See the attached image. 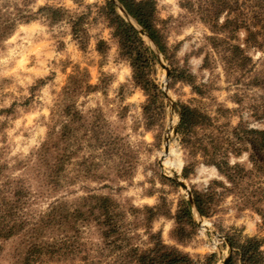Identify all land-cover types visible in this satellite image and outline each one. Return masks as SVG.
Returning <instances> with one entry per match:
<instances>
[{
	"label": "rangeland",
	"instance_id": "374dc122",
	"mask_svg": "<svg viewBox=\"0 0 264 264\" xmlns=\"http://www.w3.org/2000/svg\"><path fill=\"white\" fill-rule=\"evenodd\" d=\"M104 2L0 0L1 15L36 12L45 6L64 9L73 17L85 15L84 28L88 33L86 48L81 50L72 37L68 21L48 25L39 18L17 24L14 32L1 43L0 163L12 168L13 176L23 175L32 189H45L35 167L28 164L24 169V165L46 140L48 125L64 103V89L69 77L78 75L83 84L94 88L74 97L75 107L84 115L88 126L95 122L102 137L113 141L105 152L93 142L82 140L81 149L65 163V188L52 196L61 197L68 204L88 194L107 196L126 210L130 206L141 209L165 204L174 214L178 202L187 198L183 186L190 191L192 188L206 189L212 181H222L229 186L214 166L201 161L196 162L187 178L182 175L185 153L176 132L180 103L204 107L211 114L219 106H225L235 110L231 118L234 125L241 122L250 129H264V90L251 79L254 71L264 67V47L247 51L252 60L249 72L226 70L228 67L221 61L218 50L208 45L207 37L212 35L208 27L181 9L178 0H157V15L172 63L192 73L196 85L204 86L206 91L205 96L200 97L186 83L170 86L171 68L160 53L169 70L166 78L157 59L155 80L164 94V111L156 113L159 120L147 131L142 114L146 98L132 83L131 69L119 56L111 29L97 16L96 7ZM117 12L124 18L120 11ZM238 37L235 43L243 48L244 34L240 32ZM99 40L106 42L104 54L96 51ZM6 109L11 112L2 113ZM70 149L74 153L75 147ZM229 162L230 165L239 163L246 169L251 167L248 152L237 158L230 156ZM256 188L247 190V195L252 196L247 204L238 198V192H231L223 197L218 212L211 218L194 215L198 229L186 246L178 248L201 263L205 255L214 253V264H223L231 254L226 235L234 233L242 238L262 239L264 253V183ZM52 196L48 198V194H44L33 209L45 211ZM256 209H261L262 213ZM128 218L132 220V217ZM173 226L172 219L160 216L152 223V231L160 232L166 244L174 245L169 238ZM78 229L79 241L86 242L92 253L95 249L93 255L101 259L100 263L115 264L119 253L97 240L93 224L79 223ZM137 229L129 232L133 235L130 243L146 247L144 230L142 227ZM45 236L48 238L51 234ZM15 244L16 240L2 244L0 264H14ZM53 264H69V258Z\"/></svg>",
	"mask_w": 264,
	"mask_h": 264
},
{
	"label": "trees",
	"instance_id": "16d2710c",
	"mask_svg": "<svg viewBox=\"0 0 264 264\" xmlns=\"http://www.w3.org/2000/svg\"><path fill=\"white\" fill-rule=\"evenodd\" d=\"M120 5L148 34L157 49L170 65V81L188 84L198 96H205V87L196 85L195 77L188 70L176 67L169 55L166 37L160 27L157 15V0H118ZM181 9L194 15L208 27L211 36L207 37L211 49L220 54L226 70L248 71L252 60L247 51L264 47V0H178ZM97 16L111 29L119 56L126 60L131 69L132 83L140 89L145 102L142 104L145 130L149 131L158 122L157 112L164 111V94L155 80L157 58L144 42L139 32L117 12L112 0H105L97 6ZM43 19L48 25L68 21L72 37L79 48H86L88 33L84 28L85 15L73 17L68 11L56 7H40L36 12L0 14V45L15 30L19 23H29ZM242 32L243 48L235 41ZM106 42L99 40L96 51L104 54ZM220 50V51H219ZM222 50V51H221ZM221 52V53H219ZM252 82L264 90V67L251 74ZM40 83V81H39ZM38 83V84H39ZM94 87L83 84L78 75H71L64 89V103L59 114L48 125L46 140L31 156L24 169L35 167L37 177L45 189H32L23 175L13 176L12 168L0 163V251L2 244L16 240L14 264H53L69 258V264H102L93 255L87 243L79 241L78 225L93 224L94 234L102 244L112 247L119 253L116 264H214L216 254L204 256V262L192 258L181 251L197 231L191 205L181 199L174 214L166 205L144 206L141 209L123 207L107 196L86 195L67 201L52 195L64 187L65 163L81 149L82 140L93 142L104 148L113 140L102 137L93 122L86 123L84 115L75 107L74 97ZM204 107L186 103L179 105L177 135L185 153L182 175L187 178L196 162L214 166L229 186L222 181H212L203 190L191 189L194 205L198 213L211 218L218 212L219 203L229 193L238 192L243 204L249 203L247 190L260 187L264 183V129H250L243 123L234 125L231 118L235 110L219 106L212 114ZM10 109L2 113H9ZM264 116V114H263ZM110 142V143H109ZM75 147L74 153L70 150ZM248 152L250 169L235 163L229 158L239 157ZM199 158V160H197ZM42 186V184H41ZM246 187V191H243ZM218 188L220 190H218ZM257 189V188H256ZM246 192V193H245ZM48 194L53 200L45 211L33 209L40 198ZM261 211V209H256ZM128 216L132 217L129 221ZM160 216L173 220L169 238L174 245L166 244L160 232L152 231V223ZM264 221V216H262ZM142 227L147 238V246L139 247L130 243L133 235ZM45 234H51L46 238ZM231 254L226 264H263L262 239L228 234ZM125 242L122 245V242ZM98 250V249H97ZM102 257V255H99ZM77 258L76 260H74ZM110 264V263H105Z\"/></svg>",
	"mask_w": 264,
	"mask_h": 264
},
{
	"label": "water",
	"instance_id": "95a60500",
	"mask_svg": "<svg viewBox=\"0 0 264 264\" xmlns=\"http://www.w3.org/2000/svg\"><path fill=\"white\" fill-rule=\"evenodd\" d=\"M113 3L115 4V7L118 11H120L122 13V15L124 16L125 20L130 23L138 32L139 34L145 39V41L148 43L149 47L152 49V51L154 52L156 58L159 60L161 66L164 68L165 70V73H166V78L168 77L169 75V70H168V67L164 64V60L163 58L161 57L160 55V52L159 50L157 49L156 45L153 43V41L150 39V37L148 36V34L142 29V27L140 25L137 24V22L130 16L126 13V11L123 9V7L120 5V3L118 2V0H112ZM183 189L186 191L187 193V198L186 200L189 202V204L191 205V209H192V214L193 216L194 215H197L198 217H201V215L198 213L195 205H194V202H193V197H192V193L191 191L186 187V186H183ZM199 224V223H197ZM230 247V245H229ZM227 260L228 258H226L224 261H223V264H226L227 263Z\"/></svg>",
	"mask_w": 264,
	"mask_h": 264
},
{
	"label": "bare ground",
	"instance_id": "6f19581e",
	"mask_svg": "<svg viewBox=\"0 0 264 264\" xmlns=\"http://www.w3.org/2000/svg\"><path fill=\"white\" fill-rule=\"evenodd\" d=\"M169 152H170V151H169ZM170 164L173 165V166L175 165V163H170Z\"/></svg>",
	"mask_w": 264,
	"mask_h": 264
}]
</instances>
